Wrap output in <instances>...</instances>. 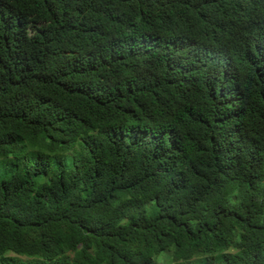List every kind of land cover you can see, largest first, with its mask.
I'll list each match as a JSON object with an SVG mask.
<instances>
[{"label": "trees", "instance_id": "obj_1", "mask_svg": "<svg viewBox=\"0 0 264 264\" xmlns=\"http://www.w3.org/2000/svg\"><path fill=\"white\" fill-rule=\"evenodd\" d=\"M0 159V264H264V0H0Z\"/></svg>", "mask_w": 264, "mask_h": 264}, {"label": "rangeland", "instance_id": "obj_2", "mask_svg": "<svg viewBox=\"0 0 264 264\" xmlns=\"http://www.w3.org/2000/svg\"><path fill=\"white\" fill-rule=\"evenodd\" d=\"M4 161H6V159H0V174H1V173H2V174L5 173V170H6V169L4 170V166H3V164H2ZM166 254L168 255L169 253H167V252H163V253L160 255V257H165L164 255H166ZM160 257H159V258H160ZM167 259H168V258L166 257L164 260H167ZM160 260H161V259H160ZM162 264H165V263L162 262Z\"/></svg>", "mask_w": 264, "mask_h": 264}]
</instances>
